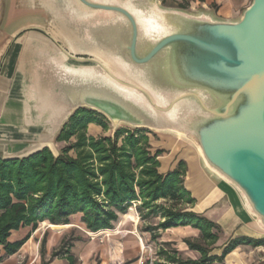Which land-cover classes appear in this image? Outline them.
Here are the masks:
<instances>
[{"label":"water","instance_id":"water-1","mask_svg":"<svg viewBox=\"0 0 264 264\" xmlns=\"http://www.w3.org/2000/svg\"><path fill=\"white\" fill-rule=\"evenodd\" d=\"M5 37L13 129L1 159L59 156L65 125L89 110L112 136L126 125L188 143L264 234V0L236 20L160 0H7Z\"/></svg>","mask_w":264,"mask_h":264},{"label":"trees","instance_id":"trees-1","mask_svg":"<svg viewBox=\"0 0 264 264\" xmlns=\"http://www.w3.org/2000/svg\"><path fill=\"white\" fill-rule=\"evenodd\" d=\"M107 130L101 115L89 111L76 112L57 138L70 143L55 156L45 149L24 160L0 158V247L6 256L17 254L31 235L11 242L14 233L23 228L36 230L41 223L69 225L80 215L89 232L112 230L120 216L127 214L133 203H140L142 220L159 218L160 222L146 227L152 239L160 231L192 227L200 239H184L189 250L199 253L197 260L184 259L172 243L158 250L154 264H223L225 258L242 245L264 247V239L239 237L222 248L216 245L221 237L218 225L187 206L195 200L185 189L183 163L165 175L159 172V157L150 133L145 129L120 128L115 136H94L88 126ZM164 201V202H162ZM62 242L52 259L63 255L68 264H76L70 247ZM46 241L42 243L45 251ZM220 249V255L215 250Z\"/></svg>","mask_w":264,"mask_h":264},{"label":"crops","instance_id":"crops-1","mask_svg":"<svg viewBox=\"0 0 264 264\" xmlns=\"http://www.w3.org/2000/svg\"><path fill=\"white\" fill-rule=\"evenodd\" d=\"M7 0H0V26L5 15V4ZM185 3L184 6L172 7L190 10L193 12L207 11L224 20H236L251 5L252 0H176ZM9 42L8 37L0 38V154L6 151L12 139V118L8 107V92L10 86V70L12 68V54H4L5 46ZM96 129H99L96 127ZM97 133H99V130ZM95 136V135H94ZM155 150L164 153L159 157V172L163 175L173 172L180 164L185 170L184 186L195 200L193 205H188L189 211L203 215L221 229V237L217 243L218 248L224 247L230 240L239 237L252 239L260 238L261 233L256 231L248 217L241 210L233 192L214 180L203 169L198 152L183 140L166 138L160 144L151 141ZM164 202V201H162ZM138 206L136 202L131 205ZM137 205V206H136ZM130 210H134L131 208ZM135 212V210H134ZM139 215V214H138ZM137 215V216H138ZM136 223V222H135ZM164 243L172 241L182 242L181 249L189 248L183 242L184 239H200V232L192 227H178L166 231ZM169 234L175 238L171 239ZM168 237V238H167ZM162 247V246H161ZM185 249V248H184ZM159 250V249H158ZM221 250H215L216 255ZM264 247H253L242 245L230 253L223 264H264ZM199 253L189 251L190 259L197 260ZM156 261V260H155ZM152 264H154V262ZM59 264L61 261H58ZM55 264V263H54ZM217 264V263H215Z\"/></svg>","mask_w":264,"mask_h":264},{"label":"rangeland","instance_id":"rangeland-1","mask_svg":"<svg viewBox=\"0 0 264 264\" xmlns=\"http://www.w3.org/2000/svg\"><path fill=\"white\" fill-rule=\"evenodd\" d=\"M160 4L167 8L185 7V3L176 0H160ZM105 120L108 126L107 130L93 124L88 126L87 132L95 136L112 135L113 125L106 118ZM96 127L99 129H96ZM120 128L130 127L121 125ZM96 130H99V133ZM149 132H151L149 134L151 141L158 144L166 138L179 139L168 133ZM72 142H75V138L68 143L57 142L56 140V153H61V150ZM131 208L135 212L130 210ZM134 213H136V207L133 205L129 208L127 214L120 216L119 221L109 232H89L81 223L80 215L73 216L69 224L70 227L66 229H53L48 222L39 224L36 230H32L31 227L23 228L14 233L10 241L22 240L29 234L31 235L30 239L17 254L11 257L6 256L0 247V264H59L58 261H61L60 264H68L63 255L52 259L53 252L60 250L64 240L71 246V254L75 257L76 264H152L153 261L158 259V249L165 244L164 235L167 233L166 231H160V237L152 239V235L147 233L145 228L158 224L160 219L142 220L140 213L137 214L138 216ZM118 232L123 233L118 234ZM169 235L171 239L175 238L173 234ZM260 238L264 239V234L260 235ZM44 240L46 241L45 251L42 250ZM171 243L172 248L179 250L182 258L190 259V250H187L185 246V249L180 247L182 242L174 240ZM68 245H66V248H69ZM262 257L264 258V254H262Z\"/></svg>","mask_w":264,"mask_h":264},{"label":"bare ground","instance_id":"bare-ground-1","mask_svg":"<svg viewBox=\"0 0 264 264\" xmlns=\"http://www.w3.org/2000/svg\"><path fill=\"white\" fill-rule=\"evenodd\" d=\"M82 74V73H81ZM127 96L129 97V98H135V97H133L132 95H128L127 94ZM132 100H134V101H136V102H141L140 101V99L139 98H136V99H132ZM51 226V228H53V229H66V228H69L70 227V225H50ZM105 231H107V232H109V230H103V231H101V232H105ZM120 233H123V232H118V234H120ZM112 252H113V254H114V250H113V248H112Z\"/></svg>","mask_w":264,"mask_h":264}]
</instances>
